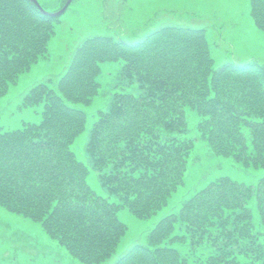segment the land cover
<instances>
[{"label": "trees", "instance_id": "1", "mask_svg": "<svg viewBox=\"0 0 264 264\" xmlns=\"http://www.w3.org/2000/svg\"><path fill=\"white\" fill-rule=\"evenodd\" d=\"M249 1L253 22L264 31V0ZM58 18L31 0H0V96L46 56ZM67 55L57 76L22 95L18 106L41 104L38 121L0 125V205L37 221L83 264L101 262L115 250L126 230L118 218L122 206L145 218L183 182L194 144L184 135L187 109L214 153L264 166V65H215L204 28L159 24L136 40L92 33ZM104 61L118 64L119 78L106 107L89 116L82 106L98 93ZM87 115L88 163L72 148ZM90 169L107 194L92 188ZM187 240L192 249L205 246L192 264H264V174L255 185L226 174L212 178L111 264H188L172 243Z\"/></svg>", "mask_w": 264, "mask_h": 264}, {"label": "rangeland", "instance_id": "2", "mask_svg": "<svg viewBox=\"0 0 264 264\" xmlns=\"http://www.w3.org/2000/svg\"><path fill=\"white\" fill-rule=\"evenodd\" d=\"M63 1L38 0L48 11L56 10ZM249 5V0H71L54 23V33L47 41L46 56L40 57L19 73L16 82L0 96V125L14 128L23 119L38 121L41 104L18 106L25 89L48 75L57 76L67 63V52L76 40L92 33H107L113 37L136 40L159 24L197 26L205 29L215 65L224 60L237 63L256 60L264 65V31L254 24ZM101 64L98 93L92 98L91 104L82 106L89 116L96 107H106L114 89L112 86L119 78L116 62L104 61ZM186 112L189 120L184 135L193 137L194 144L187 157L183 182L177 185V190L166 205L145 218L135 216L122 206L117 212L118 218L126 223V230L112 254L94 264H111L131 243L144 242L147 231L159 217L175 210L181 199L200 189L212 178L226 174L255 185L264 174V166H243L231 156L214 153L198 136L194 112L189 109ZM89 116L86 118L87 126L72 143L76 156L87 163L90 159L85 150V141ZM87 179L94 190L101 194L108 193L95 170L90 169ZM253 217L259 219L255 210ZM255 226L259 227L257 223ZM187 242L172 243L187 255L188 264H192L194 258L200 261L205 246L192 249ZM0 264L83 263L50 237L37 221L0 205Z\"/></svg>", "mask_w": 264, "mask_h": 264}, {"label": "water", "instance_id": "3", "mask_svg": "<svg viewBox=\"0 0 264 264\" xmlns=\"http://www.w3.org/2000/svg\"><path fill=\"white\" fill-rule=\"evenodd\" d=\"M31 1H34L37 6H38V9L41 10L43 13H48L50 15H53V16H56L57 14L61 13L63 10H65L64 8L67 6V4L69 3L70 0H66V2L58 9H56V11L54 12H48V11H44L42 10V8L40 7V5L38 4L37 0H31Z\"/></svg>", "mask_w": 264, "mask_h": 264}]
</instances>
